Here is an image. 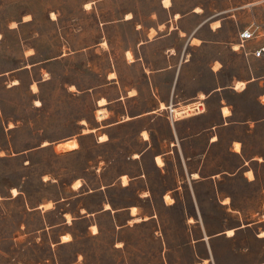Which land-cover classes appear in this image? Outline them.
<instances>
[{"label": "rangeland", "instance_id": "1", "mask_svg": "<svg viewBox=\"0 0 264 264\" xmlns=\"http://www.w3.org/2000/svg\"><path fill=\"white\" fill-rule=\"evenodd\" d=\"M91 1V8L85 7ZM129 12L132 20L119 24ZM170 12L179 13L182 18L174 23L189 30L209 17H226L219 34L226 46L199 48L194 58L204 64L221 51L227 68L237 71L243 67V54L232 50L231 42L238 27L264 18V0H172L169 9L162 0H0V264H196L210 257L209 248V264H264V237L258 236L264 230V124L248 133L243 126L239 129L246 133L245 155L263 158L245 168L254 171V181L239 171L220 180L223 188L208 182L180 188L172 206L160 198L165 188H153L165 240L153 234L156 222L135 223L121 233L108 213L97 218L100 233L92 235L94 228L87 229V220L78 218V205L96 207L100 193L80 202L70 198L79 192L67 188L74 179L94 184L101 172L110 182L128 164L126 156L136 146L135 127L112 128L110 141L99 143L94 133L83 132L87 126L82 119L93 124L98 116L96 100L111 67V53L134 43L135 25L146 29L166 21ZM232 12L238 24L229 17ZM261 69L264 63L255 61L254 71ZM127 73L135 76L138 70L127 68ZM14 79L19 82L11 86ZM257 90L254 83L245 95H233L244 115L264 113L255 99ZM231 137V129H223L219 146L221 163L230 169L238 161L227 150ZM69 138L78 147L60 148ZM45 141L49 144L43 145ZM152 174L160 183L172 180L153 168ZM109 197L121 205L133 199V189L110 188ZM225 197L230 198L226 205ZM49 200L54 208L47 210L41 205ZM65 209H74L73 223H67ZM229 228H235L231 236L224 232ZM65 229L74 240L58 243Z\"/></svg>", "mask_w": 264, "mask_h": 264}, {"label": "crops", "instance_id": "2", "mask_svg": "<svg viewBox=\"0 0 264 264\" xmlns=\"http://www.w3.org/2000/svg\"><path fill=\"white\" fill-rule=\"evenodd\" d=\"M91 2L93 3V1ZM162 5L164 6L163 2ZM171 6L172 4L164 6V8L169 9ZM26 17L27 20L30 19V15ZM214 17L216 19L212 20ZM229 17L234 18L237 23L235 13H230ZM132 18L123 16L118 19V23L128 24ZM180 18L182 16L179 13L170 12V17L166 21L155 25L149 24L146 29L137 23L138 25H135L133 29L134 37L137 38L134 43L123 47L121 52L117 54L113 52L114 54L110 55L111 67L105 72L101 85L102 93L96 100L95 109L96 112L100 107L104 108L106 114L102 118L95 115L93 124L85 120L86 122L83 124L87 127L83 128V132L87 128L86 132L94 133L99 143H107L111 139L110 129L119 126L121 128L133 126L136 128L134 134L136 146L126 156L128 164L110 182H105L101 172H97L99 177V180H96L97 183L90 184L86 179L76 178L67 186V188L79 191L70 197L78 198L79 202L82 197L87 195L95 193L101 195L94 208L82 202L78 205V210L81 213L78 218L87 220V229L93 228L94 225L97 226V218L108 213L111 223L119 230L121 229V233L126 227L135 225V223L156 222L153 234L158 239L159 236H162L163 240L159 212L154 203L153 188H165L160 198L166 206H172L177 202L176 196L179 194L180 188H197L207 182L212 185V188H223V183L220 180L226 174L233 176L239 171L246 175L248 182L256 179L254 171L251 168L247 170L245 168L250 162L262 157L254 155V153L245 155L244 136L254 127L264 124V113L258 117L244 115L238 99L233 95H245L250 86L256 83L258 90L255 99L264 108L262 99L264 97V69L258 72L254 71L255 61L260 60L264 63V60L240 52L243 54L241 56L243 67L237 71H231L221 58L222 52L218 51L211 60L203 64L199 59L194 58V52L207 46L215 49L226 46L225 41L219 37L223 20L226 17H209L202 20L192 30L179 22L178 24L174 23V20L178 21ZM163 28H167L166 32H163ZM205 30L208 32L207 36L200 34ZM194 38L199 39V42L193 41ZM104 42L106 41H100L99 44L104 45ZM236 43L237 39L235 42H231V47ZM97 48L101 47L97 46L95 49ZM80 50L82 49H76L75 52ZM232 50L234 49L232 48ZM128 51L133 54V60L127 58ZM131 67L137 68V75H128L127 68ZM112 72L115 73V76L111 77L110 73ZM18 82V79H14L10 85ZM238 82H242L243 86L238 87ZM132 89L136 90L135 94H130ZM107 90L110 92L107 93ZM102 97L106 98L107 102L99 104V99ZM196 100L204 104L205 110L190 116L173 118L167 108L170 105ZM161 103H164L165 106L162 107ZM225 109L229 112L225 113ZM242 126L246 133L239 130ZM227 128L232 131L227 150L238 156L237 164L233 168L231 167L232 169L221 163L219 149L221 132ZM144 131L148 133L147 138ZM99 134H105L106 139L101 140ZM238 143L240 148L236 149ZM157 157L161 158L163 164H158ZM152 168L161 175H170L171 182H158L153 178ZM249 170L253 172L254 178L249 177L247 173ZM123 176L128 178L127 182H123ZM77 179L81 180V184L78 187H73ZM114 187L132 188L133 199L117 205L109 197V189ZM166 194L173 198L172 202H166ZM225 198L229 199L227 203ZM225 198L221 200L226 205L230 202V198ZM106 204H109L110 208H106ZM41 206L39 208L43 210V206ZM133 207L136 209L135 212L132 211ZM67 213L72 215L71 220H73L74 209L71 211L65 209L62 214L66 217ZM194 218L193 222H199L196 217ZM190 221L191 217L188 213L187 222L190 223ZM67 223L73 222L68 221ZM227 230L224 232L226 233ZM66 233L71 234L72 238L68 241H61L62 235ZM99 233L100 229L93 231L92 235ZM73 240V234L65 229L59 235L58 243H68ZM200 240L206 239L202 237ZM209 254V258L204 257L203 261H198L196 264H209V259L210 261L213 259L210 248Z\"/></svg>", "mask_w": 264, "mask_h": 264}, {"label": "bare ground", "instance_id": "3", "mask_svg": "<svg viewBox=\"0 0 264 264\" xmlns=\"http://www.w3.org/2000/svg\"><path fill=\"white\" fill-rule=\"evenodd\" d=\"M162 2L164 4V6H170L172 4V0H162ZM91 6H92V2L85 3V7L91 8ZM195 10H197V8H195ZM199 11H201V9H199ZM176 16H178V14H176ZM51 17L53 19H55L56 18V14L54 12H52L51 13ZM132 17H133V14L131 12L127 13L126 18H132ZM152 32H154L153 29H152ZM193 41L199 42V39L194 38ZM104 45L106 46L107 43L104 42ZM127 55H128V58L130 60H133V56H132V53L130 51H128ZM110 76L111 77L112 76H115V73L114 72L110 73ZM237 86L242 87L243 86V83L242 82H238L237 83ZM34 87L37 89V86L36 85H34ZM73 87L74 86H71V88H73ZM135 93H136V90L135 89H132L130 91V94H135ZM105 102H107L106 98L102 97V98L99 99V104H104ZM192 102H194V101H192ZM192 102L185 103V104H188V105H184V103H182L181 105H178V106L177 105H170V106H167V108L168 109L170 108V110L172 111V113L177 118L180 117V116H182V117L189 116L187 114L185 115V112H186L185 109L187 108V106L188 107H192L193 106V103ZM36 103L39 104L40 101L37 99ZM161 105H162V107L165 106L164 103H161ZM171 106H173V107L171 108ZM224 112L227 113L229 111L225 109ZM97 114H98L99 117L102 118V116H105V109L100 107L98 109V111H97ZM85 122H86L85 119H83L82 120V123H85ZM84 131L86 132V131H88V129L86 128V129H84ZM144 135L147 137L148 136V133L146 131H144ZM106 137L107 136L105 134H103V135L100 136V139L101 140H104ZM42 144L43 145H47V144H49V142L48 141H45ZM237 145H239V148H240V144L238 143ZM237 145H236V149H239V148H237ZM76 146H78V143L75 140H66V141H64V142H62V143L59 144V147L62 148L63 150L72 149V148H74ZM259 160H262V158H259ZM157 162H158V164H163V161L161 160L160 157H157ZM247 173H248V175H249L250 178H254V174H253V172L251 170H249ZM127 179L128 178L126 176H123V180H124L123 182H127ZM80 184H81V180L77 179L74 182L73 187H77V185H80ZM12 193L14 195H17L18 194V190L16 188H13L12 189ZM165 200H166L167 203H170V202L173 201V198L170 197L168 194H166L165 195ZM225 201L228 202L229 199L228 198L227 199L225 198ZM49 205H51V207H53V203H52L51 200H49V201H47V202H45V203L42 204L43 208H45V209L51 208V207H49ZM106 208H110V205L109 204H106ZM135 210H136L135 207H133L132 208V211L135 212ZM66 217H67L68 221H71L72 216L69 213L66 214ZM93 228L95 229V231L98 230V228H97L96 225H94ZM226 233H227L228 236H231V235H229V233H231L233 235L235 233V228L228 229L226 231ZM258 236L259 237H264V230H261L258 233ZM65 237H68V239H65ZM71 238H72L71 234L66 233V234L62 235L61 241H68Z\"/></svg>", "mask_w": 264, "mask_h": 264}, {"label": "built area", "instance_id": "4", "mask_svg": "<svg viewBox=\"0 0 264 264\" xmlns=\"http://www.w3.org/2000/svg\"><path fill=\"white\" fill-rule=\"evenodd\" d=\"M232 48L236 51L242 52L245 55H252L255 58L264 60V18L262 20H252L242 27L238 28L237 43L232 45ZM192 107L185 109V115H193L205 110V106L202 102L196 100ZM181 105V104H176ZM184 105H188L185 104ZM169 112L173 118L175 115L169 108ZM182 116L178 117L181 118Z\"/></svg>", "mask_w": 264, "mask_h": 264}, {"label": "snow or ice", "instance_id": "5", "mask_svg": "<svg viewBox=\"0 0 264 264\" xmlns=\"http://www.w3.org/2000/svg\"><path fill=\"white\" fill-rule=\"evenodd\" d=\"M197 11H199V9H197ZM13 27H15V25H13ZM239 87V86H238ZM147 138V137H146ZM106 139V138H105ZM237 148H239V145H237ZM0 155H2V153H0ZM79 185H77L78 187ZM227 203V202H226ZM49 207H51V205H49ZM93 231H95V229H93ZM229 235H232L231 233H229ZM65 239H68V237H65Z\"/></svg>", "mask_w": 264, "mask_h": 264}]
</instances>
